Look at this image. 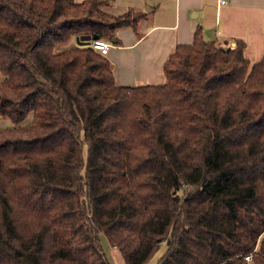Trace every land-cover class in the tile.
<instances>
[{
    "label": "trees",
    "instance_id": "1",
    "mask_svg": "<svg viewBox=\"0 0 264 264\" xmlns=\"http://www.w3.org/2000/svg\"><path fill=\"white\" fill-rule=\"evenodd\" d=\"M111 2L0 0V264H111L102 236L125 264H264V57L198 29L164 84L119 85L91 41L144 14Z\"/></svg>",
    "mask_w": 264,
    "mask_h": 264
},
{
    "label": "crops",
    "instance_id": "2",
    "mask_svg": "<svg viewBox=\"0 0 264 264\" xmlns=\"http://www.w3.org/2000/svg\"><path fill=\"white\" fill-rule=\"evenodd\" d=\"M104 10L116 16L144 14L136 29L121 28L109 40L106 58L119 85L164 84V64L177 46L194 42L198 29L221 47L244 41L251 62L264 57V0H112Z\"/></svg>",
    "mask_w": 264,
    "mask_h": 264
},
{
    "label": "rangeland",
    "instance_id": "3",
    "mask_svg": "<svg viewBox=\"0 0 264 264\" xmlns=\"http://www.w3.org/2000/svg\"><path fill=\"white\" fill-rule=\"evenodd\" d=\"M73 42L71 41L69 44L62 46L61 48L66 49L70 48L74 45H72ZM76 44V43H75ZM1 75H0V80H1ZM31 120V117H29L25 122H28ZM14 126L13 122L10 121L9 119H1L0 118V129L2 128H8ZM102 244H103V249L110 260L111 264H125L123 257L121 256L120 252L117 249H114L111 247L108 242L106 241L105 237L102 236L101 238ZM166 250V245L162 244L160 250L154 255V257L151 259V261L148 264H157L159 259L163 256Z\"/></svg>",
    "mask_w": 264,
    "mask_h": 264
},
{
    "label": "built area",
    "instance_id": "4",
    "mask_svg": "<svg viewBox=\"0 0 264 264\" xmlns=\"http://www.w3.org/2000/svg\"><path fill=\"white\" fill-rule=\"evenodd\" d=\"M91 47L106 56L110 50L111 43L107 39L99 38L91 41Z\"/></svg>",
    "mask_w": 264,
    "mask_h": 264
},
{
    "label": "water",
    "instance_id": "5",
    "mask_svg": "<svg viewBox=\"0 0 264 264\" xmlns=\"http://www.w3.org/2000/svg\"><path fill=\"white\" fill-rule=\"evenodd\" d=\"M91 40H92V37L90 35L80 36L76 38V42L78 45H81L83 43H89Z\"/></svg>",
    "mask_w": 264,
    "mask_h": 264
}]
</instances>
